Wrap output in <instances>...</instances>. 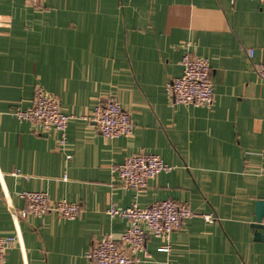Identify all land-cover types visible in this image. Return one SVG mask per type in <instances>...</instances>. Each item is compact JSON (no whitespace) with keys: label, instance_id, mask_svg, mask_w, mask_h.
Listing matches in <instances>:
<instances>
[{"label":"crops","instance_id":"crops-1","mask_svg":"<svg viewBox=\"0 0 264 264\" xmlns=\"http://www.w3.org/2000/svg\"><path fill=\"white\" fill-rule=\"evenodd\" d=\"M0 13V235L21 239L5 264H90L98 240L128 227L107 213L111 205L146 208L168 199L200 215L170 242L148 237L135 264H264V241L252 228L264 200V83L254 71L264 58V5L47 0L35 8L0 0ZM187 52L210 61L211 109L171 103L167 86L182 74ZM37 87L73 117L64 143L58 131L16 116ZM108 99L131 112L132 137L106 139L85 118ZM141 151L174 169L137 192L121 187L112 168ZM27 191L79 203L81 213L16 221L10 205L23 210Z\"/></svg>","mask_w":264,"mask_h":264},{"label":"built area","instance_id":"built-area-1","mask_svg":"<svg viewBox=\"0 0 264 264\" xmlns=\"http://www.w3.org/2000/svg\"><path fill=\"white\" fill-rule=\"evenodd\" d=\"M47 0H25L27 5L41 8ZM264 5V0H253ZM4 28L0 13V34ZM250 49L248 56L254 57ZM182 74L170 81L167 86L173 105H188L211 109L215 103L212 67L207 58L187 52L181 61ZM254 71L264 83V58L254 64ZM16 116L20 121L36 125L42 131L54 129L61 133V143L65 142V132L73 118L62 111L59 99L41 87L34 91L33 102L25 110H18ZM94 123L96 131L106 139L130 138L134 134L135 124L131 112L119 101L108 99L85 117ZM118 184L127 189L142 192L148 182L162 173H170L174 167L166 163L160 156L141 151L127 157L122 163L113 166ZM20 197L25 201L23 210L17 211L11 205L16 221L28 217L42 218L55 214L61 219L75 220L81 213V205L67 200L52 202L47 192H22ZM107 213L111 217L127 219L128 227L119 238L106 235L98 240L87 253L90 264H135L140 261L139 255L145 251L148 237L163 238L170 242L174 232L179 231L189 219L200 214L192 210L186 202L172 199L156 202L146 208L134 204L127 208L111 205ZM213 221V214L202 215ZM21 239L15 236L0 235V264H5L7 251ZM162 251H170L165 246Z\"/></svg>","mask_w":264,"mask_h":264},{"label":"water","instance_id":"water-1","mask_svg":"<svg viewBox=\"0 0 264 264\" xmlns=\"http://www.w3.org/2000/svg\"><path fill=\"white\" fill-rule=\"evenodd\" d=\"M255 215L256 221L252 225V228L256 231L255 238L259 241H264V200L256 202Z\"/></svg>","mask_w":264,"mask_h":264}]
</instances>
